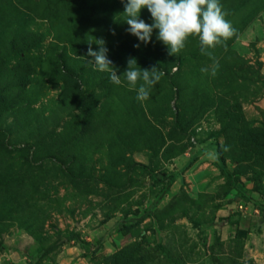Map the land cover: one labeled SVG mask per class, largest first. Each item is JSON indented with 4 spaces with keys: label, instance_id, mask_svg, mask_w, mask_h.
I'll list each match as a JSON object with an SVG mask.
<instances>
[{
    "label": "rangeland",
    "instance_id": "374dc122",
    "mask_svg": "<svg viewBox=\"0 0 264 264\" xmlns=\"http://www.w3.org/2000/svg\"><path fill=\"white\" fill-rule=\"evenodd\" d=\"M220 3L213 76L195 35L174 56L126 32L120 0H0V264H264V0ZM99 38L118 75L160 67L147 100L83 58Z\"/></svg>",
    "mask_w": 264,
    "mask_h": 264
},
{
    "label": "clouds",
    "instance_id": "9594fccd",
    "mask_svg": "<svg viewBox=\"0 0 264 264\" xmlns=\"http://www.w3.org/2000/svg\"><path fill=\"white\" fill-rule=\"evenodd\" d=\"M124 11L121 13L123 22L128 26L126 32L135 36L140 43H151L154 31L156 40L161 42L168 51V55L178 54L186 45L187 38L195 35L199 40L201 55L213 61L210 69L201 68V72L211 71L215 76L219 63L213 56L212 49L217 46L227 47V40L236 34V29L226 19L228 15L220 0H120ZM147 9L152 23L141 19V11ZM115 35V31L111 30ZM95 43L98 50H93ZM140 43L134 45L140 47ZM109 49L103 38L89 43L83 58L96 71L107 72L111 83L120 85L121 76L124 77L130 89L137 92V100L145 101L150 96V89L157 84L164 75L157 65L141 68L135 57L126 60V69L118 75V69L108 56ZM91 57V59H87Z\"/></svg>",
    "mask_w": 264,
    "mask_h": 264
},
{
    "label": "trees",
    "instance_id": "16d2710c",
    "mask_svg": "<svg viewBox=\"0 0 264 264\" xmlns=\"http://www.w3.org/2000/svg\"><path fill=\"white\" fill-rule=\"evenodd\" d=\"M221 171H224V170L221 169ZM225 174H226V176L228 177V173L225 172ZM173 179H174L173 176H171V177L169 178L168 186H170V185L172 184ZM168 186H167V187H168ZM236 191L238 192L239 190H236ZM163 193H164V192H163ZM239 193H241V191H240ZM241 195H242V199H243L244 201H246V202H254V203L257 205V207H258L259 209L262 210V207H261V205H260V203L258 202L257 199H253V198L251 197V195H248V194H246V193H244V192H242ZM161 199H162V194H161V196H160L159 198H157V200H156L155 203H158ZM263 212H264V211H263ZM71 237H72V239L76 240V241L78 242V244H79L81 247L84 245V242H83L82 240H80L78 236H74V235H73V236H71ZM58 245H59V244L55 243V244H52V245L48 246V247L45 248V249H42L40 246H36L35 248H33V250L31 251L30 255L33 256V257H37V255H40V256L42 257V256L45 255L46 253H49V252H51L52 250L56 249V248L58 247ZM40 256H39V257H40Z\"/></svg>",
    "mask_w": 264,
    "mask_h": 264
},
{
    "label": "crops",
    "instance_id": "0c3cea01",
    "mask_svg": "<svg viewBox=\"0 0 264 264\" xmlns=\"http://www.w3.org/2000/svg\"><path fill=\"white\" fill-rule=\"evenodd\" d=\"M120 237H121V236H120ZM120 237L117 236V237L115 238V240L117 239V241L120 242V241H119V240H120Z\"/></svg>",
    "mask_w": 264,
    "mask_h": 264
},
{
    "label": "built area",
    "instance_id": "2783aa9c",
    "mask_svg": "<svg viewBox=\"0 0 264 264\" xmlns=\"http://www.w3.org/2000/svg\"><path fill=\"white\" fill-rule=\"evenodd\" d=\"M239 208H242L241 206Z\"/></svg>",
    "mask_w": 264,
    "mask_h": 264
}]
</instances>
